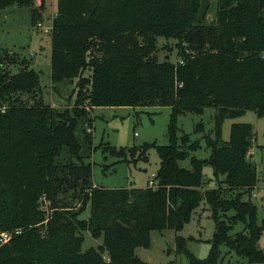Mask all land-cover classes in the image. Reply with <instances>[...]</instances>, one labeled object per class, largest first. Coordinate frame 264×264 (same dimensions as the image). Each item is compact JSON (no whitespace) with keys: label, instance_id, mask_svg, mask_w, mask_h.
<instances>
[{"label":"trees","instance_id":"trees-1","mask_svg":"<svg viewBox=\"0 0 264 264\" xmlns=\"http://www.w3.org/2000/svg\"><path fill=\"white\" fill-rule=\"evenodd\" d=\"M214 3L208 19L205 0H55L50 81L73 84L72 100L61 109L41 101L30 64L19 59L10 71L17 59L0 48V231H11L0 242V264H149L135 247L147 245L151 229H180L200 202L213 232L203 258L176 237L187 264H264V245H257L264 220L256 221L249 199L257 180L247 154L252 127L233 121L228 138L220 137L224 117L248 109L264 115V0ZM10 4L28 6L31 24L40 17L42 2L0 0V8ZM159 37L174 40L173 61L168 51L157 58ZM98 105L169 106L166 143L104 146L134 160H146L154 148L153 185L93 184L74 128L85 125L90 147L89 113ZM206 106L214 108L211 129L197 121L199 137L180 130L178 115ZM200 149L207 154L195 153ZM185 157L187 166L179 164ZM204 163L213 185H205ZM85 207L87 216L79 217ZM236 222L241 228L232 231ZM84 229L101 242L81 250ZM220 244L245 262L222 263Z\"/></svg>","mask_w":264,"mask_h":264},{"label":"rangeland","instance_id":"rangeland-1","mask_svg":"<svg viewBox=\"0 0 264 264\" xmlns=\"http://www.w3.org/2000/svg\"><path fill=\"white\" fill-rule=\"evenodd\" d=\"M42 2L40 17L37 20L47 22V19L54 14L55 0H33L38 6ZM207 7L204 12L209 15L214 12V0H205ZM36 20V21H37ZM167 43L169 48L162 47ZM174 40L162 37L157 39L158 59L165 56L168 51L169 60L176 58ZM0 48L12 53L17 60L13 65H8L10 71H14L19 65V59L28 62L36 71L40 85L39 95L43 103L52 105L55 108H63L70 104L72 100V83L57 82L52 85L50 81V41L48 33L34 28L29 19V7L25 5L10 4L0 8ZM168 49V50H167ZM212 106H206L201 113L184 112L177 117V124L181 131L188 132L191 137H199L201 132L194 131V124L197 121L203 123L204 131L212 128L213 124ZM169 106L167 105H98L93 106L89 113L91 117L89 126L86 130L90 132V147L83 139L82 122H77L74 128L75 137L80 145V152L85 161L91 165V179L93 184L101 187H139L147 183L151 172L156 170L158 156L154 148L146 150V160L126 159L111 153L105 145L114 149L138 145L143 142L155 141L166 143V125L168 120ZM242 121L250 123L252 127L251 146L247 154L249 159L255 163L257 180L254 189L249 194V199L256 208V221L264 220V115L258 116L253 110H245L243 113L234 117H224L220 124V137L227 139L229 135L230 123ZM202 143V140H201ZM252 153H250V149ZM67 153L65 147L61 154ZM207 150L200 149L195 153L206 155ZM129 159V160H127ZM179 164L188 165V158L179 160ZM202 176L206 179L205 185H213L214 178L212 170L207 163L201 168ZM201 207H205L201 211ZM88 207H85L79 217H86ZM214 223L210 216L209 209L204 202L196 206L190 218L184 222L180 229L173 230L165 228L161 231L151 229L148 235L146 246H136L134 252L143 261L149 264H187L184 253L176 252V237L184 238L185 247L197 258L207 255L210 238L212 236ZM241 228V223L233 224L232 231ZM81 250L87 247H95L101 242V236L90 235L87 229L81 231ZM259 247L264 245V231L257 240ZM222 255V263L235 261L245 262V257H240L234 252L226 251L223 244L219 245Z\"/></svg>","mask_w":264,"mask_h":264},{"label":"built area","instance_id":"built-area-1","mask_svg":"<svg viewBox=\"0 0 264 264\" xmlns=\"http://www.w3.org/2000/svg\"><path fill=\"white\" fill-rule=\"evenodd\" d=\"M51 17H49L47 19V22H44V23L41 20L35 21L34 28L39 29L42 32L48 33L50 31V28H51V25H50ZM177 60L181 61L180 58H178ZM153 174H154V172H151L150 176L147 179V184H149V185H153V183H154V181L152 179ZM13 231L17 232L18 229H14ZM10 233H11V231H8V230L0 231V242H3L6 239H8V237L10 236Z\"/></svg>","mask_w":264,"mask_h":264},{"label":"crops","instance_id":"crops-1","mask_svg":"<svg viewBox=\"0 0 264 264\" xmlns=\"http://www.w3.org/2000/svg\"><path fill=\"white\" fill-rule=\"evenodd\" d=\"M30 66H31V65H30ZM252 149H253V147L250 149V153H252ZM248 152H249V151H248ZM204 208H205V207H201V211H203Z\"/></svg>","mask_w":264,"mask_h":264},{"label":"water","instance_id":"water-1","mask_svg":"<svg viewBox=\"0 0 264 264\" xmlns=\"http://www.w3.org/2000/svg\"><path fill=\"white\" fill-rule=\"evenodd\" d=\"M209 17V15H207V18ZM155 54V52H153Z\"/></svg>","mask_w":264,"mask_h":264}]
</instances>
